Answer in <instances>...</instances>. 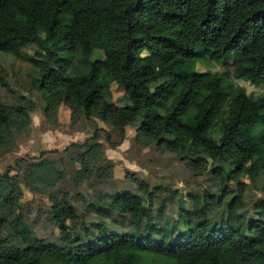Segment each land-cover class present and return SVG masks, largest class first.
<instances>
[{
	"label": "trees",
	"instance_id": "trees-1",
	"mask_svg": "<svg viewBox=\"0 0 264 264\" xmlns=\"http://www.w3.org/2000/svg\"><path fill=\"white\" fill-rule=\"evenodd\" d=\"M28 47L35 50L29 53ZM201 51L223 65L236 57L235 77L264 83V0H0V53L37 70L32 84L46 122L63 127L59 110L64 105L71 122L98 118L122 136L127 125H134L139 145L177 155L190 152L194 157L186 165L195 174L206 170L202 155L226 162L211 170L224 184L223 195L192 196V209H180L186 230L177 235L174 226L158 224L143 198L129 190L88 204L105 219L128 216L134 229L119 230L103 220L94 224L96 233L83 227L76 234L72 222L79 214L69 194L55 196L51 212L61 244L33 233L21 210L17 168L8 166L0 173V264H151L155 256L166 264H264V199L255 205L257 217L237 212L246 177L264 174V127H256L264 117V94L252 97L237 88L226 100L228 78L195 70ZM0 82L7 86L2 77ZM112 83L123 89L126 102L107 99ZM225 101L226 115L215 129ZM36 110L25 95L10 106L0 96V154L11 152L17 136L31 130ZM98 131L83 144L70 145L76 156L68 157L80 165L77 184L94 175L110 179L116 169L105 157ZM106 138L117 146L110 135ZM25 160L24 178L32 192L54 188L64 177L44 153L20 157L18 165ZM230 182L237 193L222 202L232 191ZM204 200L223 204L226 213L217 220L205 218ZM5 230L13 241L2 237Z\"/></svg>",
	"mask_w": 264,
	"mask_h": 264
},
{
	"label": "rangeland",
	"instance_id": "rangeland-1",
	"mask_svg": "<svg viewBox=\"0 0 264 264\" xmlns=\"http://www.w3.org/2000/svg\"><path fill=\"white\" fill-rule=\"evenodd\" d=\"M29 47L26 50L32 53L35 48ZM98 56L104 58L103 52L99 50ZM235 58L232 57L229 64L223 65L220 61L208 57L201 51L197 60L193 61V66L197 71L216 73L228 78L225 81L226 100H229L237 88H242L252 97L264 94V83L252 84L245 78L234 76ZM75 65L80 69L85 68V65L78 60L75 61ZM0 77L7 83V86L4 87L0 82V96L4 104L9 106L14 104L15 98L21 94L36 104L37 110L32 115L31 130L17 136L11 152L0 154V173L4 172L8 166L17 168L23 190L21 210L33 233L45 241L63 243L60 228L52 219L51 212L52 198L63 193L69 194L70 200L79 214V219L72 222L73 233L76 234H82L83 227H88L93 233H96L94 224L103 220L119 230L134 229L128 216H114V218L105 219L89 206L88 203L91 200L102 195H109L114 191L121 193L129 190L137 193L143 198L146 207L152 210L155 221L167 227L174 226L175 235L186 230L185 218L180 209L181 207L192 209L194 204L192 196L202 199L209 194L215 195L217 198L223 195L224 184L212 177L211 170L226 165V162L213 161L202 155L207 159L206 170L201 174H195L186 165L194 157L190 152L184 151L181 155H177L157 151L154 145H139L135 141L136 128L134 125H127L125 134L122 136L117 128L103 123L98 118L90 121L81 116L71 122L70 111L64 105H61L59 110V118L63 127L57 128L43 119L42 99L38 88L32 84L38 77L37 70L29 62L12 54L0 53ZM106 97L111 102H126L123 89L115 83L110 85ZM225 109L226 101L213 122L215 129L219 128L222 123L226 115ZM258 126L264 127V117L256 127ZM96 129H100L98 140L104 146L105 157L110 159L116 169L110 179L103 180L94 175L89 180L77 184L74 181V175L80 165L73 164L69 159V153L76 156L74 152L76 150L70 145L73 143L83 144L94 134ZM107 135L111 136L117 146H112L107 141ZM66 147L70 148L67 152H63ZM41 153H44V157L54 161L63 171L64 177L56 187L36 193L30 191L25 182L24 170L27 160L18 165L17 159L25 156L40 157ZM128 173H133V178ZM246 183L247 188L241 197L237 212L248 218L257 217L258 210L255 205L258 200L264 199V174L260 172L253 179L247 176ZM228 185L232 191L223 196L222 202L231 200L232 196L237 193V186L234 182H230ZM145 186H148L146 191ZM202 207L206 211L204 217L210 220L219 219L227 210L226 206L219 202L210 205L205 200L202 202ZM6 231L2 237H9V240L13 241L11 235ZM81 238L83 237L81 236ZM166 263V259L161 256H155L151 262V264ZM143 264H148V261Z\"/></svg>",
	"mask_w": 264,
	"mask_h": 264
}]
</instances>
